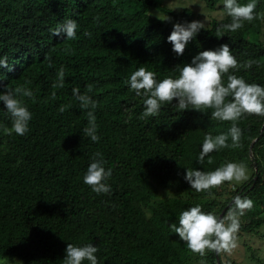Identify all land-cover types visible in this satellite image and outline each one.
Masks as SVG:
<instances>
[{"label":"trees","instance_id":"1","mask_svg":"<svg viewBox=\"0 0 264 264\" xmlns=\"http://www.w3.org/2000/svg\"><path fill=\"white\" fill-rule=\"evenodd\" d=\"M201 1L209 19L179 56L168 42L173 26L200 21L201 15L187 7L169 8L166 0H0V57L8 60L0 67V94L23 70L35 69L30 80L37 99L27 134L5 135L0 128V264L14 258L23 264H63L68 243L97 246L98 264H194L199 258L170 225L178 226L179 214L197 205L220 217L237 196L250 199L253 207L239 217L236 235L262 236L264 117L242 118L243 146L214 151L200 164L205 136L227 134L231 122L211 119L210 109L176 111L178 101L163 105L156 117L140 119L143 97L125 83L141 66L155 72L158 81L176 78L179 67L200 52L228 44L238 64L257 62L229 74L264 87V19L259 18L264 0H255L256 20L223 38L215 36L220 25L230 23L223 0ZM69 19L77 22L71 41L53 34ZM61 67L64 87L53 89ZM88 84L93 90L87 94L99 102L94 113L99 142L83 135L87 110L72 91L78 87L84 94ZM61 105L71 107L60 113ZM11 119L0 102V123L11 128ZM97 152L105 170L112 169L105 181L108 194L98 195L83 183ZM228 162L252 170L250 180L231 192L225 188L232 183L225 182L211 194L198 193L184 179L187 168L209 172ZM161 189L170 194L161 197ZM263 255L256 257L258 264H264ZM222 258L223 253L208 252L202 259L225 264ZM227 264L242 263L229 259Z\"/></svg>","mask_w":264,"mask_h":264},{"label":"clouds","instance_id":"2","mask_svg":"<svg viewBox=\"0 0 264 264\" xmlns=\"http://www.w3.org/2000/svg\"><path fill=\"white\" fill-rule=\"evenodd\" d=\"M256 2L239 4L237 0H223V12L230 18V23L220 25L216 29V37L223 38L225 32H236L244 27V22H252L257 19L255 13ZM161 18L166 14L157 13ZM207 18V17H206ZM264 19V13L259 14ZM98 20L99 17H96ZM205 29V23L193 21L176 23L173 31L168 36V42L173 46V52L183 56L188 43L198 33ZM77 22L65 20L63 26L54 31V35L64 40L76 39ZM85 36L91 33L85 32ZM68 49H66L67 51ZM7 57H0V67H7ZM254 63L248 60L238 64L228 44H223L216 50H206L194 57L191 64L179 67V75L176 78L171 76L157 80L156 73L141 66L130 75L125 83L137 97H143L144 111L140 119L156 117L159 115L163 105H172L176 111L184 112L194 110L197 112L211 111V119L220 122H231L227 134L218 136L207 135L204 138L202 150L198 162L204 163L205 157L210 153L224 148H241L240 143L242 130L238 122L247 116L264 117V87L256 83H246L242 77L229 74L231 70L240 68L250 69ZM35 69L23 70L18 81L11 82L4 93L0 94V102H3L7 112L11 116V128L0 123L5 135L24 136L29 131V122L32 119V112L37 109L36 96L32 91L30 75ZM227 75L225 84L224 77ZM42 79L51 83L48 73H42ZM65 83V69L61 67L57 74L56 82L52 84L53 89L63 88ZM87 92L80 93V89L73 88V96L79 102L82 110H87L88 126L83 129V135L90 137L92 142H99L96 135L97 124L94 115L99 102L87 93L93 90V85H86ZM229 97L231 99H229ZM51 98H56L53 91ZM31 99L32 103H30ZM71 105H61L58 111L64 113ZM229 138L231 144L228 143ZM99 158V159H98ZM93 162L88 166L83 177V183L91 188L96 194H108L111 191L105 181L112 176V169L107 171L103 166L102 154L97 152L93 155ZM211 164V158L208 159ZM184 179L190 184L195 192H208L219 188L225 182H241L247 179L245 166L228 162L214 171H200L187 168ZM253 202L248 198L239 196L234 198L233 206L223 217H217L212 213H205L200 206H194L182 211L178 217V226L173 223L170 229L177 234L186 245L187 249L194 255L203 258L208 252L228 253L229 255L237 248V233L240 228L239 217L246 211L251 210ZM98 247L92 244L74 246L67 244L66 255L63 264H83L89 261L90 264H98L96 253ZM199 264H205L203 259Z\"/></svg>","mask_w":264,"mask_h":264},{"label":"rangeland","instance_id":"3","mask_svg":"<svg viewBox=\"0 0 264 264\" xmlns=\"http://www.w3.org/2000/svg\"><path fill=\"white\" fill-rule=\"evenodd\" d=\"M166 5L169 8H175L178 10H181L185 7L191 8L195 10L200 16V21H208L209 19V11L206 9L205 4L201 0H166ZM216 15V14H215ZM219 15H223L220 13ZM207 17V18H206ZM262 40H264V28H263V36L261 37ZM237 164H241V162H237ZM246 168V176L247 179L241 181V182H231L232 185L227 186L225 189H230L229 192L232 191V189H236L238 186L244 184L246 181L250 180L252 177V170L248 169L247 164L242 163ZM169 190L161 189V197H166L169 195ZM230 195V194H229ZM229 195H226L227 197ZM262 236L260 235H250V234H242L237 235V248L233 250V252L229 255L228 253H223V261L225 264H227V261L233 260L238 263L242 264H258L256 257L263 255L264 253V229L262 230ZM249 246L251 247V250L249 249ZM252 249L256 250L255 257L252 255ZM263 249V250H261ZM258 251V252H257ZM260 251V252H259ZM199 258V260H195L194 264H199L200 260L202 259L198 255H195ZM262 259H264V255L262 256ZM18 259H7L6 262L11 264H23ZM264 262V261H263Z\"/></svg>","mask_w":264,"mask_h":264},{"label":"water","instance_id":"4","mask_svg":"<svg viewBox=\"0 0 264 264\" xmlns=\"http://www.w3.org/2000/svg\"><path fill=\"white\" fill-rule=\"evenodd\" d=\"M256 170H257V167H256ZM234 202V200L232 201V203ZM225 212H226V209H224V211L222 212V214L220 215V217H223L224 216V214H225ZM218 255V254H217Z\"/></svg>","mask_w":264,"mask_h":264}]
</instances>
